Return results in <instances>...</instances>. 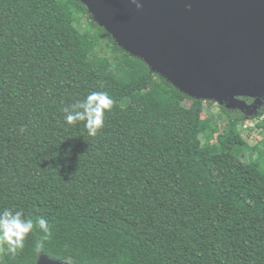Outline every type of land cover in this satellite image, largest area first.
Returning <instances> with one entry per match:
<instances>
[{
	"label": "trees",
	"instance_id": "obj_1",
	"mask_svg": "<svg viewBox=\"0 0 264 264\" xmlns=\"http://www.w3.org/2000/svg\"><path fill=\"white\" fill-rule=\"evenodd\" d=\"M94 91L114 105L90 136L63 109ZM212 104L119 48L78 0H0V211L52 233L37 253L36 224L0 264H264V105L207 117Z\"/></svg>",
	"mask_w": 264,
	"mask_h": 264
},
{
	"label": "water",
	"instance_id": "obj_2",
	"mask_svg": "<svg viewBox=\"0 0 264 264\" xmlns=\"http://www.w3.org/2000/svg\"><path fill=\"white\" fill-rule=\"evenodd\" d=\"M78 1L119 48L183 95L253 117L264 105V0Z\"/></svg>",
	"mask_w": 264,
	"mask_h": 264
},
{
	"label": "clouds",
	"instance_id": "obj_3",
	"mask_svg": "<svg viewBox=\"0 0 264 264\" xmlns=\"http://www.w3.org/2000/svg\"><path fill=\"white\" fill-rule=\"evenodd\" d=\"M113 105L114 101L107 92H91L83 101H77L63 109L66 113L65 122L68 125L83 122L88 134L95 136L103 128L105 113L111 111ZM36 224L43 235L35 242V251L41 253L45 242L52 235L48 221L39 218L34 223L33 219L24 217L22 210L0 211V245L3 246V251L15 257L23 249L26 237L33 232Z\"/></svg>",
	"mask_w": 264,
	"mask_h": 264
},
{
	"label": "rangeland",
	"instance_id": "obj_4",
	"mask_svg": "<svg viewBox=\"0 0 264 264\" xmlns=\"http://www.w3.org/2000/svg\"><path fill=\"white\" fill-rule=\"evenodd\" d=\"M205 106V116L210 117V116H216L218 114H220V110L218 109V105L217 103H213L212 105H204ZM247 119H249V117H247ZM245 120V122L243 123V127L242 129L244 131H249L250 129H255V123L253 121H249V120ZM262 119H264V116L262 117ZM220 122H218L217 124H219ZM223 126V125H221ZM257 130L254 131L253 133H250V136L248 137V140L250 141V143H255V141L257 140ZM0 252H1V245H0ZM67 263L71 262V255L68 256V259L66 261Z\"/></svg>",
	"mask_w": 264,
	"mask_h": 264
},
{
	"label": "flooded vegetation",
	"instance_id": "obj_5",
	"mask_svg": "<svg viewBox=\"0 0 264 264\" xmlns=\"http://www.w3.org/2000/svg\"><path fill=\"white\" fill-rule=\"evenodd\" d=\"M248 100V99H247ZM246 101V100H245ZM247 102V105H251L254 101L252 99H249ZM258 114V113H257Z\"/></svg>",
	"mask_w": 264,
	"mask_h": 264
},
{
	"label": "built area",
	"instance_id": "obj_6",
	"mask_svg": "<svg viewBox=\"0 0 264 264\" xmlns=\"http://www.w3.org/2000/svg\"><path fill=\"white\" fill-rule=\"evenodd\" d=\"M263 116H264V114L261 117H259L260 122H264V119H262Z\"/></svg>",
	"mask_w": 264,
	"mask_h": 264
}]
</instances>
